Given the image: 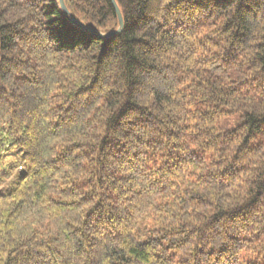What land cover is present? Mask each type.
<instances>
[{"label":"trees","instance_id":"1","mask_svg":"<svg viewBox=\"0 0 264 264\" xmlns=\"http://www.w3.org/2000/svg\"><path fill=\"white\" fill-rule=\"evenodd\" d=\"M63 1L0 0V264H264V0Z\"/></svg>","mask_w":264,"mask_h":264},{"label":"water","instance_id":"2","mask_svg":"<svg viewBox=\"0 0 264 264\" xmlns=\"http://www.w3.org/2000/svg\"><path fill=\"white\" fill-rule=\"evenodd\" d=\"M111 4L113 5V8L118 16V19H119V26L120 28H122L123 26V21H122V17H121V13L119 11V8L117 7L116 3H115V0H110ZM59 3L61 5V8L66 11V8H65V5H64V1L63 0H59ZM74 23H76L77 25H79L80 27H82L84 30H86L87 32L91 33V34H94L96 35L97 37L99 38H107L108 36H111V35H114L116 34L117 32H114V33H111V34H108V35H102V34H99L97 32H95L94 30L90 29L89 27L83 25L82 23H80L79 21L73 19Z\"/></svg>","mask_w":264,"mask_h":264},{"label":"rangeland","instance_id":"3","mask_svg":"<svg viewBox=\"0 0 264 264\" xmlns=\"http://www.w3.org/2000/svg\"><path fill=\"white\" fill-rule=\"evenodd\" d=\"M233 126V123L230 122V121H224L222 122L220 125H219V129L221 132H225V131H228L232 128Z\"/></svg>","mask_w":264,"mask_h":264}]
</instances>
